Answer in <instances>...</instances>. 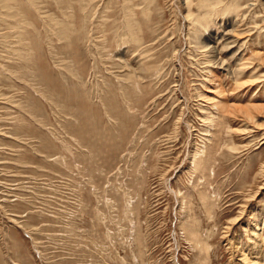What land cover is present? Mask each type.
<instances>
[{
  "label": "rangeland",
  "instance_id": "374dc122",
  "mask_svg": "<svg viewBox=\"0 0 264 264\" xmlns=\"http://www.w3.org/2000/svg\"><path fill=\"white\" fill-rule=\"evenodd\" d=\"M202 1L0 0V264H249L264 0Z\"/></svg>",
  "mask_w": 264,
  "mask_h": 264
},
{
  "label": "bare ground",
  "instance_id": "6f19581e",
  "mask_svg": "<svg viewBox=\"0 0 264 264\" xmlns=\"http://www.w3.org/2000/svg\"><path fill=\"white\" fill-rule=\"evenodd\" d=\"M206 1H209V0H206ZM203 2L200 6L202 7L203 5L204 6H206V4H209L210 5V3H211V6H214V5H216L217 3H219V1L220 0H213L212 2L211 1H209V3L208 2ZM236 5V4H235ZM208 14L207 15H205V14H200V15H198V16H192L191 18L194 20V21H197L199 18L201 19V20H203V21H205V19L206 18H208ZM198 22V21H197ZM200 24V23H199ZM201 25V24H200ZM225 25V24H224ZM202 26H203V24H202ZM81 29V28H80ZM132 29V28H131ZM83 31V30H82ZM223 32H224V34L223 35H226V34H229V33H232V32H234V30H233V28H232V26H231V28L229 27V25L227 26V28L226 29H224L223 30ZM58 33V32H57ZM240 33V32H239ZM58 34H60V35H62V36H66L68 33H67V30H66V26H62L60 29H59V33ZM212 35V34H211ZM208 38L209 37H207V38H203L204 39V41H199V48L201 49V50H203V51H211L212 53H215L214 51H215V49L213 48V46L211 47V46H208V43H207V45L205 44L206 42H208ZM211 38V37H210ZM200 40V39H199ZM226 41V40H225ZM235 41H236V39H235ZM201 42V43H200ZM225 45V44H224ZM241 47V46H240ZM210 52V53H211ZM210 53L208 52V54H209V57L211 56L210 55ZM213 58H212V60H211V62L212 61H215V62H217L216 60H217V58L213 55L212 56ZM219 61V60H218ZM221 61V60H220ZM223 63V62H222ZM225 63V62H224ZM217 64L218 63H216V65L215 66H217ZM220 64V63H219ZM225 66V65H224ZM223 65L222 66H218V67H220V68H223L224 70H225V67H224ZM214 68V67H213ZM241 69V68H240ZM141 70V69H140ZM242 70V69H241ZM236 71H239V70H236ZM128 80H131L130 82L132 83V79H131V77L130 78H128ZM218 86H216V88H217ZM131 90H132V88H131ZM218 89H214V86H213V89H209V90H207V92L209 93V96L207 95L206 97H208V98H206L207 100H209L212 104H213V106L215 107V109H217L216 110V114L218 113V114H220V110H219V108H218V100H216L215 99V97L213 96V97H211V95H213L214 93H218V91H217ZM128 92V91H127ZM219 94V93H218ZM129 96V95H128ZM127 96V97H128ZM125 99V98H124ZM205 99V98H204ZM251 100V99H250ZM209 101H207L208 103H209ZM209 105H211V104H209ZM210 107V106H209ZM250 108V109H252V108H264V106L263 105H259V104H251V102H250V104H247V105H245L244 106V109L243 110H247V108ZM241 108V107H240ZM249 110V109H248ZM255 110V109H254ZM260 110V109H259ZM250 111V110H249ZM218 114H217V116H218ZM211 119V118H210ZM213 121V120H212ZM199 152V151H198ZM196 156V154L193 156V157H195ZM194 159V158H193ZM195 160V159H194ZM251 223H250V230L252 231V233H256L257 235H258V237L259 238H257L258 240L257 241H259V239H261V241L260 242H258V244L255 246V247H251V250L252 251H248V254H246V255H239L240 256V259L241 260H239V261H242V260H244V261H247L249 264H264V241H263V238H264V232H263V230H264V228H263V226H264V219H263V221H260V219H258V215H256V214H252V216H251V221H250ZM249 224V223H248ZM261 230L260 232H257V230ZM248 230V229H247ZM249 232V231H248ZM256 235V236H257ZM255 241V240H254ZM260 258H263L262 260V262H260L259 261V259Z\"/></svg>",
  "mask_w": 264,
  "mask_h": 264
}]
</instances>
